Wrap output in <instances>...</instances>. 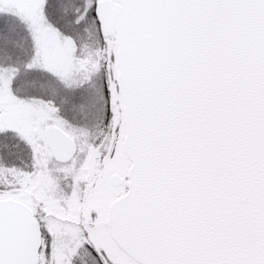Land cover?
I'll use <instances>...</instances> for the list:
<instances>
[{
    "label": "snow or ice",
    "instance_id": "obj_1",
    "mask_svg": "<svg viewBox=\"0 0 264 264\" xmlns=\"http://www.w3.org/2000/svg\"><path fill=\"white\" fill-rule=\"evenodd\" d=\"M0 264H264V0H0Z\"/></svg>",
    "mask_w": 264,
    "mask_h": 264
}]
</instances>
